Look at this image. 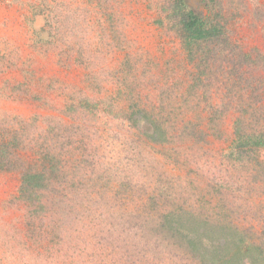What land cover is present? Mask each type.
Here are the masks:
<instances>
[{"label":"trees","instance_id":"obj_1","mask_svg":"<svg viewBox=\"0 0 264 264\" xmlns=\"http://www.w3.org/2000/svg\"><path fill=\"white\" fill-rule=\"evenodd\" d=\"M120 1L73 2L75 12L83 10L87 14L85 19L73 14L71 20L77 27L82 22L93 31V24L99 25V34L94 33L81 47L73 41L74 30H67L63 24L66 12L55 8L37 14L36 6L31 4L32 16L43 20V25L33 30L30 37L33 51L55 54L61 68L72 65L83 68L88 82L94 81L96 71L103 68L100 64L105 56L107 60L114 51L124 52V66L134 53L123 30L124 19L118 10ZM192 1L190 4V0H148V5L156 14L155 25L179 40L190 65L186 90L199 107L203 106L205 113L202 120L194 117L205 123H192L188 114L193 113L189 109L174 117L176 110L168 109L162 98L158 105L147 108L142 100H134L133 90L127 94V105L119 108L118 119L135 128L144 122L148 141L157 145L173 142L177 146L178 142L184 139L187 142L196 134L206 140L209 132L217 130L224 114L235 111L232 139L222 158L232 165L247 167L243 181L247 188L251 187L249 192L254 193L252 200L249 198L243 208L237 207V200L226 192L222 180H212L200 196L206 197L207 207L197 209L175 199L161 202V197L150 196L124 220L111 216L115 206L103 204L107 214L110 213L109 219L97 225L92 222V216L96 211L102 212V205L97 202L98 197H92L98 196L97 187L89 186L100 166L97 159L86 152L67 159L66 136L56 134L50 144L41 134L33 140L27 132L28 121L12 129L0 127V170L19 174L12 204L23 208L18 239L23 248L20 246L14 257L11 252L16 248L10 252V245L5 257L8 264H73L75 254L70 250L76 245L71 246L64 240L70 225L78 223L75 219L68 222L67 215L75 211L90 226H84L80 232L84 235L94 232L92 241L98 240L101 252L96 264H264V197L259 198L260 202L253 200L264 196V158L260 157L264 151V79L258 76V66L264 61L256 60L264 59V55L244 51L230 41L220 0ZM90 34L88 31L87 35ZM95 54L102 56L93 58ZM66 105L74 107L76 116L89 115L91 105L97 111L93 97ZM76 116L71 117L72 123L79 120ZM85 179L90 182L87 187H81ZM258 190L262 194L258 195ZM159 196L170 198L162 192ZM256 205H261L259 212ZM234 208L243 213L240 217L243 224L234 220L233 214L237 211ZM85 241L83 237L82 242Z\"/></svg>","mask_w":264,"mask_h":264},{"label":"rangeland","instance_id":"obj_2","mask_svg":"<svg viewBox=\"0 0 264 264\" xmlns=\"http://www.w3.org/2000/svg\"><path fill=\"white\" fill-rule=\"evenodd\" d=\"M73 2L76 0H0V127L12 129L28 121L27 132L33 140L41 134L50 144L54 135L66 136L67 159L85 152L97 159L100 166L94 172L95 180L89 185L97 187L98 196L93 194L92 197H98L97 202L102 205V212L96 211L92 216V222L97 225L109 219L110 213L107 214L103 204L115 206L110 211L114 213L111 216L124 220L129 213L139 210L150 196L161 197V202L175 199L197 209L198 206L207 207L206 197L201 199L200 196L212 180H222L226 192L237 200V207L243 208V204L249 203L254 193L249 192L251 187L247 188L243 181L247 167L232 165L222 158L232 139L235 111L225 113L217 130L209 132L206 140L196 134L187 142L183 137V142H178L177 146L173 142L151 143L147 139L146 123L139 122L135 128L118 119L119 108L127 105V94L133 90L134 100H142L147 108L155 107L162 98L168 109L176 110L174 117L189 109L193 113L188 114L192 123H205L200 121L205 118L203 106L199 107L186 90L191 76L190 65L184 58L179 40L155 25L156 14L150 9L148 0H121L118 3L124 19L123 30L134 54L124 66V52L114 51L107 60L105 56L100 64L103 68L96 71L92 82L86 80L83 68L74 65L61 68L55 54L33 51L30 37L33 30L43 25V20L32 16L31 4L36 6L37 14L55 8L66 12L63 24L67 30H74L73 41L79 47L94 33L99 34L96 22L93 31L82 22L78 27L73 23L71 18L75 13L81 19L87 17L83 10L75 12L71 6ZM220 3L230 41L244 51L264 55V0H220ZM201 10L205 11L203 7ZM88 31L92 35H87ZM99 56L102 54H95L93 58ZM256 60L264 61L262 58ZM258 67V76L264 79V63ZM86 97L96 100L97 111L91 105L89 115L76 116L74 107L66 105ZM74 116L79 120L72 123L70 119ZM194 116H199L200 120ZM27 155L32 156L31 152ZM260 157L264 158V151ZM89 182L85 179L80 185L87 187ZM18 185L17 172L0 170V264H8L5 257L10 245V252L16 248L11 252L14 257H17L19 247L23 248L22 242H18L23 208L12 204ZM161 192L170 198L159 196ZM256 193L259 195L262 191ZM262 195L253 200L260 202ZM256 206L259 212L261 205ZM234 209L237 210L233 214L234 220L243 224V218L240 219L243 213ZM67 216L68 222L72 219L78 222L70 225L64 240L71 246L76 245L70 250L75 254L73 264H96L101 251L98 240L92 241L94 232L85 235L80 232L84 226H90L85 225L76 211ZM83 237L85 242H82Z\"/></svg>","mask_w":264,"mask_h":264}]
</instances>
